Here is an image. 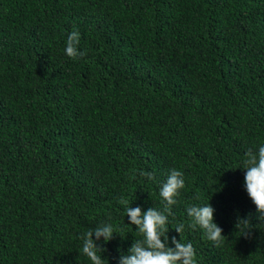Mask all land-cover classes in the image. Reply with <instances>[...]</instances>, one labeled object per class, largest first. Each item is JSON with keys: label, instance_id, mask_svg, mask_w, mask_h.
Returning a JSON list of instances; mask_svg holds the SVG:
<instances>
[{"label": "trees", "instance_id": "trees-1", "mask_svg": "<svg viewBox=\"0 0 264 264\" xmlns=\"http://www.w3.org/2000/svg\"><path fill=\"white\" fill-rule=\"evenodd\" d=\"M262 145L264 0H0V264H91L81 236L106 223L118 264L142 239L119 199L162 209L172 168L169 246L185 223L198 264H264L242 168ZM208 202L219 247L187 228Z\"/></svg>", "mask_w": 264, "mask_h": 264}, {"label": "clouds", "instance_id": "clouds-1", "mask_svg": "<svg viewBox=\"0 0 264 264\" xmlns=\"http://www.w3.org/2000/svg\"><path fill=\"white\" fill-rule=\"evenodd\" d=\"M79 43L80 33L78 31L71 32L67 37L64 49L69 58L76 60L85 55L79 50ZM246 157L242 167L246 169L244 186L256 206L258 219L264 221V145L259 147L258 152L249 149ZM140 174L149 180L155 179L152 173L142 171ZM185 186L184 173L172 168L159 189V195L165 202L162 209L150 207L143 211L139 206L131 207V202L128 199L124 197L119 199L118 203L124 206L125 215L129 217L130 225L136 226L142 239L134 241L127 254L120 256L118 264H198L194 246L190 242H181V234L186 227L185 223H180L174 228L180 235V239L172 236L171 244L174 247L169 246V216L174 215L172 206L178 202L181 190ZM186 211L189 218L188 229L199 228L215 246L222 245L226 236L223 235V229L215 222V209L209 202L204 205H189ZM242 221L248 222L247 220ZM114 234H119V232L111 223H106L81 236L83 241L81 251L91 261V264H105V259L102 256L104 248L98 245L97 241L103 238L104 242H108L113 239ZM243 235L249 236L248 230Z\"/></svg>", "mask_w": 264, "mask_h": 264}]
</instances>
